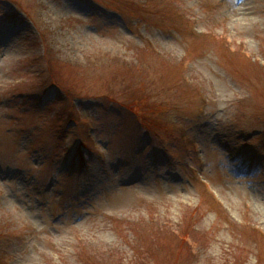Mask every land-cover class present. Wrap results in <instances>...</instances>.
I'll use <instances>...</instances> for the list:
<instances>
[{
  "label": "rangeland",
  "instance_id": "1",
  "mask_svg": "<svg viewBox=\"0 0 264 264\" xmlns=\"http://www.w3.org/2000/svg\"><path fill=\"white\" fill-rule=\"evenodd\" d=\"M0 264H264V0H0Z\"/></svg>",
  "mask_w": 264,
  "mask_h": 264
}]
</instances>
